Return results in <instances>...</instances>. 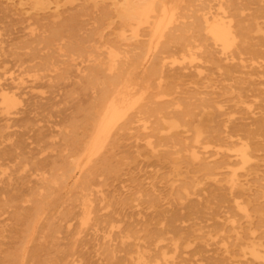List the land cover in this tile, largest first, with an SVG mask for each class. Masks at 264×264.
<instances>
[{"label":"bare ground","instance_id":"6f19581e","mask_svg":"<svg viewBox=\"0 0 264 264\" xmlns=\"http://www.w3.org/2000/svg\"><path fill=\"white\" fill-rule=\"evenodd\" d=\"M56 1L0 0V246L21 230L0 264H80L90 233L125 252L107 254L110 264H180L178 216L131 233L115 216L124 201L108 210L100 178H117L128 147L174 168L196 161L230 194L243 191L232 165L257 178L264 118L225 149L201 118L223 110V94L249 114L250 98L264 101V0ZM257 239L247 254L264 264ZM225 253L207 264L237 263Z\"/></svg>","mask_w":264,"mask_h":264},{"label":"rangeland","instance_id":"374dc122","mask_svg":"<svg viewBox=\"0 0 264 264\" xmlns=\"http://www.w3.org/2000/svg\"><path fill=\"white\" fill-rule=\"evenodd\" d=\"M63 4L64 0H58L57 5L60 8H63ZM17 7L15 5L13 8ZM260 22L264 26V18ZM256 41L262 42L259 39ZM258 61L264 63V58ZM246 63L252 62L247 60ZM184 80L186 84H190L195 78ZM35 93L49 95V90L36 89ZM220 99L223 100L221 104L223 110H211L209 118L204 116L201 119L206 127H212V135L222 140L217 145L225 149L237 135H243V129L253 131L257 128V120L264 118V110H260L257 104H264V101L250 98L251 102L248 104L252 105L253 110L249 114L244 108L242 110L231 108L235 100L231 101L227 94L220 96ZM61 106H54L52 110H57ZM198 119L199 116L196 117V120ZM207 119L209 120L205 122ZM197 124L195 121L192 126L195 127ZM239 124L245 126L239 127ZM2 125L0 122V126ZM3 132L4 129L1 128L0 135ZM259 141L263 146L258 152L259 158L256 162L257 178L248 175L252 169L232 165L238 174L239 186L243 188V191L235 194L223 189L225 180L214 181L204 177L200 170L201 165L196 161L186 162L182 159L175 169L173 163L169 164L160 157L150 158L142 147L119 149L117 158H126L122 159L123 164L120 165L121 171L117 178H100L103 182L101 187L104 190V203L110 204L108 210H112L120 201H124L122 210L115 216L131 222L132 225L129 226L131 233L139 235H143L157 222L164 223V219L178 216L176 224L181 227L179 235L188 242L187 245L181 246L185 253L176 259L180 264H207L209 257L223 258L226 249L235 253L233 260L237 262L236 264H257L251 261L247 249L253 237L259 238L257 241L264 246V222H259V217L253 211L254 207L264 211V136L259 138ZM186 142L191 144V139ZM233 199L245 202L250 218H246L233 206ZM20 231L12 232L9 238L4 239L6 242H12L0 246L4 253L16 248L13 242L20 237ZM6 234L9 235L7 232ZM75 238L76 235H72L68 240H60V243H67ZM114 244L115 242L107 244L93 234H87L76 257L80 264H110L107 254L114 250L118 257L125 254L122 250L114 249ZM64 247L61 245V248ZM4 253L0 255L1 260L5 257Z\"/></svg>","mask_w":264,"mask_h":264}]
</instances>
